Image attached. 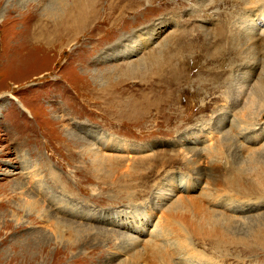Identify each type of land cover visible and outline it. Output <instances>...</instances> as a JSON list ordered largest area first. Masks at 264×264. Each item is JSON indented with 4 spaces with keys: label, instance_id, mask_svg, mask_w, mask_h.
Returning a JSON list of instances; mask_svg holds the SVG:
<instances>
[{
    "label": "rangeland",
    "instance_id": "rangeland-1",
    "mask_svg": "<svg viewBox=\"0 0 264 264\" xmlns=\"http://www.w3.org/2000/svg\"><path fill=\"white\" fill-rule=\"evenodd\" d=\"M215 1L142 0L97 47L36 39L73 0H0V264H264V0Z\"/></svg>",
    "mask_w": 264,
    "mask_h": 264
},
{
    "label": "bare ground",
    "instance_id": "bare-ground-1",
    "mask_svg": "<svg viewBox=\"0 0 264 264\" xmlns=\"http://www.w3.org/2000/svg\"><path fill=\"white\" fill-rule=\"evenodd\" d=\"M93 1H91V0H73L72 7H70V8H64L63 7L62 8L63 12H64V16L61 18L59 23H57L56 25H53V22L51 20H48L46 22H44V20L43 21L40 20V24L38 22H36L38 25H43L47 28L51 27V29H47L44 33L41 31V36L36 37V39L37 40L42 39L41 41H43V43H46L45 40L47 37L48 38L54 37L55 35H59L60 33L67 34L71 38V37H75L77 34H79L81 32L87 31L86 33L89 35V38L99 37L100 41H103L101 44L98 43L97 47H99L102 44H104V42L111 41L114 38H116L117 36L121 35V33H123V31L128 30V28L131 26V18H137L141 14V1L142 0H132V3H131V1H128V0H97L99 6L102 9V13H99L100 9L98 10L96 7L97 6L96 0L94 2ZM240 1H244V0H240ZM247 1H248V3L253 1L252 4L254 6H259V8L262 7V6H260V5H262L261 0H247ZM246 7H247V5H246ZM255 8H257V7H255ZM57 11H59V8H57ZM262 11H264V10H261V12ZM54 12H56V9L52 12V14H48V16L51 17L52 19H53V13ZM260 26L261 25L256 23V22H252L250 24V27H251L250 35H253L252 41H262V38H264V29H261ZM192 34L191 35H184L183 34L179 38H182L183 40L186 38V39H190L193 41L194 38H196V36H193L194 34L193 35ZM182 39H181V41H183ZM65 41L69 42L70 40H68V41L65 40ZM118 44H121V43H118ZM175 52H176V54L171 53V55L166 59L165 51H161V52H159V55H155V54L151 55L149 61L152 64H155L156 62H158L159 64L162 63L161 68H160V72H162L161 73L162 76L176 75L177 67H179V66L181 67V65L183 66L182 61L184 59L183 54L185 53V49H176ZM179 52H180V54H179ZM182 56H183V58H182ZM254 60H256V59H254ZM174 61L175 62L179 61L180 65L178 64L177 67L175 65H172L171 63ZM256 65H258V64L256 63ZM135 71H137V70H135ZM161 75H159V76H161ZM159 84H161V82ZM252 95H255V94H252ZM258 102H260V101H258ZM134 105L135 104H133V107H134ZM249 114H252V113H249ZM250 116L252 117V115H250ZM228 123L233 125V129H229L227 131L228 133H235L234 129H237L239 132L240 131L242 132L240 124L236 126V121L233 118L229 119ZM262 124H264V123H262ZM235 134H236V136L240 135L237 133H235ZM253 142L254 141H252V143ZM222 145L223 144H221V146ZM208 148H209V146L205 147L202 150L211 156L212 152H210V150H208ZM192 151H194V149H192ZM99 154L100 153L94 154V156H96V157H94L96 164L103 162V158ZM210 156L208 158H210ZM249 170H250V168H248V171ZM255 171L258 174H261V176L264 175V168L261 170L259 169V171L258 170H255ZM239 177H240V175H239ZM260 179L262 181H264L263 177H260ZM182 180H183V178H182ZM182 180L180 179V181H182ZM236 181H240L239 178H236ZM12 187L13 186H11V188ZM208 189H209V187H208ZM212 191H213V189H212ZM207 192H208V194H211L210 198L215 197L218 200L221 199V197L218 195L219 193H216V192L211 193L209 190ZM204 196H205V194H204ZM205 197H207V196H205ZM221 200L217 204V207L221 210L220 215H222L224 217V219H223L224 224L223 225L226 224L227 226L232 227V222H234V220H232V218L235 219V217H231L228 215L233 213V212H239L241 207L237 208L238 206H234L233 201H226L224 199H221ZM186 203L187 202H185L184 200L183 201L178 200L176 202L175 209H186V208H188ZM196 206H198V205H196ZM199 228H200L199 225L198 226L195 225L192 227L193 233L195 234L194 235L195 237H196V234H198ZM153 232L155 233L154 230H153ZM153 236L158 237V239H159V236H155V235H153ZM158 239L153 241V243H151V245H150L151 248H155V247L157 248V246H159V245H157ZM148 243H150V242H148ZM182 253L185 254L184 251L180 248L178 251H176L175 255L178 256V255H181Z\"/></svg>",
    "mask_w": 264,
    "mask_h": 264
}]
</instances>
